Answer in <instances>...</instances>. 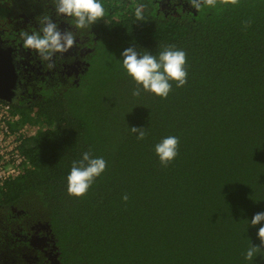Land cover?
<instances>
[{
    "label": "trees",
    "instance_id": "trees-1",
    "mask_svg": "<svg viewBox=\"0 0 264 264\" xmlns=\"http://www.w3.org/2000/svg\"><path fill=\"white\" fill-rule=\"evenodd\" d=\"M99 2L102 20L78 30L97 37L78 84L50 82L35 108L11 105L20 126L39 129L21 145L30 167L0 195L1 242L17 264H51L27 242L12 245L15 209L23 229L47 225L56 264H264V222L250 223L264 212V0H217L169 18L150 0ZM53 12L54 0H0L11 30L21 15ZM165 46L186 53L187 83L172 81L161 98L128 75L122 52ZM168 136L180 143L164 166L155 145ZM86 151L107 167L85 195H69L72 162ZM252 245L261 251L248 260Z\"/></svg>",
    "mask_w": 264,
    "mask_h": 264
},
{
    "label": "clouds",
    "instance_id": "clouds-1",
    "mask_svg": "<svg viewBox=\"0 0 264 264\" xmlns=\"http://www.w3.org/2000/svg\"><path fill=\"white\" fill-rule=\"evenodd\" d=\"M233 5L238 0H222ZM191 6L197 11L201 5L215 6L217 0H189ZM57 16H66L74 19V29L61 30L52 18L45 16L41 21L42 27L38 32H22L21 39L24 47L34 49L44 60H51L56 53L64 54L72 49L77 41L76 30L87 29L104 16V7L99 0H54ZM137 20L143 19L141 11L136 12ZM122 65L136 84L142 85L144 91L151 92L161 98H167L172 90V81L177 87L187 83L186 53L174 46H165L157 54L145 51L139 53L134 47H129L122 52ZM140 88L137 87L132 95L139 96ZM138 140L146 138L145 128H130ZM179 138L176 136L165 137L155 145V153L160 163L167 166L178 155ZM107 162L102 157L92 158L90 152H84L82 159L73 161L70 174L67 176V191L69 195L81 197L85 195L106 169ZM127 201L128 197H123ZM264 222V212H258L251 218V225H261ZM257 236L264 245V226H260ZM261 251V247L252 245L246 252V259L252 260Z\"/></svg>",
    "mask_w": 264,
    "mask_h": 264
},
{
    "label": "flooded vegetation",
    "instance_id": "flooded-vegetation-1",
    "mask_svg": "<svg viewBox=\"0 0 264 264\" xmlns=\"http://www.w3.org/2000/svg\"><path fill=\"white\" fill-rule=\"evenodd\" d=\"M150 2L155 13L165 18L180 17L181 14L190 12L196 15L197 11L191 6L189 0H150ZM20 17L22 18L20 21L21 31L19 29L11 30L9 28L12 27L0 23V48L11 50L16 73L15 86L12 91L1 93L5 98L2 102L17 108H35L42 98V92L49 90L50 82L56 84L57 81H61L62 85L66 86L69 80L75 86L78 84L80 76L86 72L89 66L88 55L93 51L91 45L94 43L90 44V38L95 42L97 37L88 32L76 30L77 41L72 49L64 54L56 53L51 60H44L36 50L24 47L21 39L22 32H38L42 27V20H36L32 15L29 17L21 15ZM49 17L57 23L62 31H75L72 23L73 18L57 16L55 12L51 13ZM13 212L15 216L10 218L14 223L9 230L11 236L14 237L12 245L20 240L27 242L29 250L41 253L47 261L55 264L51 259V247L54 245L48 227L44 232L40 230L41 224L44 223L38 222L32 224L29 230H25L16 221L20 213L15 209ZM1 219H3L2 216H0V232L3 229L8 230V226L4 227ZM45 234L50 241L46 239L45 242H39L37 238L43 237ZM12 251L9 244L2 243L0 240V264H17L14 260L16 254ZM33 259L37 260V257H33Z\"/></svg>",
    "mask_w": 264,
    "mask_h": 264
},
{
    "label": "built area",
    "instance_id": "built-area-1",
    "mask_svg": "<svg viewBox=\"0 0 264 264\" xmlns=\"http://www.w3.org/2000/svg\"><path fill=\"white\" fill-rule=\"evenodd\" d=\"M20 115L15 114L11 105L0 101V195L5 185L24 174L30 167L21 151L22 142L32 138L38 131L37 126H20ZM11 125H18L11 128Z\"/></svg>",
    "mask_w": 264,
    "mask_h": 264
},
{
    "label": "water",
    "instance_id": "water-1",
    "mask_svg": "<svg viewBox=\"0 0 264 264\" xmlns=\"http://www.w3.org/2000/svg\"><path fill=\"white\" fill-rule=\"evenodd\" d=\"M16 73L10 49L0 48V101L5 98L1 95L4 92H11L15 86Z\"/></svg>",
    "mask_w": 264,
    "mask_h": 264
},
{
    "label": "rangeland",
    "instance_id": "rangeland-1",
    "mask_svg": "<svg viewBox=\"0 0 264 264\" xmlns=\"http://www.w3.org/2000/svg\"><path fill=\"white\" fill-rule=\"evenodd\" d=\"M47 226L45 225V224H41V226H40V230H42V231H46L47 230V228H46ZM46 239H48V241H50V239L48 238V236H46V234L43 236V237H40V238H37V240L39 241V242H45V240ZM53 255V256H52ZM53 257V258H52ZM51 259L53 260V262L56 264L57 263V253H56V250H55V248L54 247H51Z\"/></svg>",
    "mask_w": 264,
    "mask_h": 264
}]
</instances>
